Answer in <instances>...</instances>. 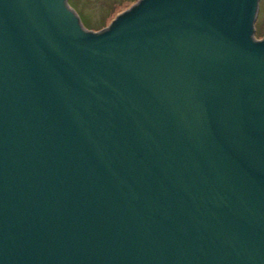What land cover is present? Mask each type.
<instances>
[{"label":"water","instance_id":"obj_1","mask_svg":"<svg viewBox=\"0 0 264 264\" xmlns=\"http://www.w3.org/2000/svg\"><path fill=\"white\" fill-rule=\"evenodd\" d=\"M258 3L0 0V264H264Z\"/></svg>","mask_w":264,"mask_h":264},{"label":"rangeland","instance_id":"obj_2","mask_svg":"<svg viewBox=\"0 0 264 264\" xmlns=\"http://www.w3.org/2000/svg\"><path fill=\"white\" fill-rule=\"evenodd\" d=\"M137 1V0H136ZM135 0H68L84 27L99 30L108 26L113 17L128 9ZM254 36L260 38L264 30V0H259L254 23Z\"/></svg>","mask_w":264,"mask_h":264},{"label":"trees","instance_id":"obj_3","mask_svg":"<svg viewBox=\"0 0 264 264\" xmlns=\"http://www.w3.org/2000/svg\"><path fill=\"white\" fill-rule=\"evenodd\" d=\"M136 1V0H135Z\"/></svg>","mask_w":264,"mask_h":264}]
</instances>
